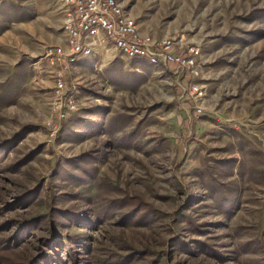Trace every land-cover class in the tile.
Returning <instances> with one entry per match:
<instances>
[{
	"label": "rangeland",
	"instance_id": "rangeland-1",
	"mask_svg": "<svg viewBox=\"0 0 264 264\" xmlns=\"http://www.w3.org/2000/svg\"><path fill=\"white\" fill-rule=\"evenodd\" d=\"M118 1L149 34L200 47L187 84L202 95L95 45L67 76L78 110L58 120L44 54L67 47L61 1L0 0V203L36 191L0 221L52 214L63 231L165 264H264V0ZM133 201L142 211L120 222ZM66 211L112 217L91 229Z\"/></svg>",
	"mask_w": 264,
	"mask_h": 264
},
{
	"label": "built area",
	"instance_id": "built-area-1",
	"mask_svg": "<svg viewBox=\"0 0 264 264\" xmlns=\"http://www.w3.org/2000/svg\"><path fill=\"white\" fill-rule=\"evenodd\" d=\"M63 7V28L67 47L50 46L44 54L48 71L53 78L50 112L58 120H66L78 110V103L67 89V76L80 57L94 53V37L104 38L129 59H143L148 64L169 70L181 78L179 87L199 97L201 87L189 83L197 74L200 47L173 35L154 37L139 31L137 21L118 0H60Z\"/></svg>",
	"mask_w": 264,
	"mask_h": 264
},
{
	"label": "trees",
	"instance_id": "trees-1",
	"mask_svg": "<svg viewBox=\"0 0 264 264\" xmlns=\"http://www.w3.org/2000/svg\"><path fill=\"white\" fill-rule=\"evenodd\" d=\"M12 10L17 21L24 18L22 7L13 4ZM35 196L36 191L32 190L19 195L12 202L2 198L0 215L13 209L27 208ZM118 201L121 200L114 202ZM129 204L120 222L125 223L143 209L139 201ZM66 214L65 217L76 226L91 229L112 217L106 211L97 213L95 219L72 211H66ZM91 240V236L85 233L63 231L52 214L33 215L18 220L3 219L0 221V264H132L141 257L147 258V264H165L160 256L149 257L151 252L146 248L138 249L123 241L126 252L120 253L118 244L108 243L100 247ZM120 240L122 238L119 237Z\"/></svg>",
	"mask_w": 264,
	"mask_h": 264
},
{
	"label": "crops",
	"instance_id": "crops-1",
	"mask_svg": "<svg viewBox=\"0 0 264 264\" xmlns=\"http://www.w3.org/2000/svg\"><path fill=\"white\" fill-rule=\"evenodd\" d=\"M61 7H62V4H61ZM61 11H63V7L61 8ZM64 14V13H63ZM29 16V14L27 13V15H26V13H25V16H24V18L22 19V20H20V21H24V20H26L27 19V17ZM138 25V24H137ZM138 28H139V31L141 32V33H148V31L147 30H145L143 27H141V26H139L138 25ZM151 35H153V34H151ZM154 37H161V36H155V35H153ZM94 42H95V45H98L101 49L102 48H108V49H114V47L104 38V36H103V34L102 33H98L95 37H94ZM57 45H59V46H63L64 47V44H57ZM53 46H56V45H53ZM115 55L119 58V57H121L120 55H117L116 53H115ZM113 62H115V61H113Z\"/></svg>",
	"mask_w": 264,
	"mask_h": 264
}]
</instances>
